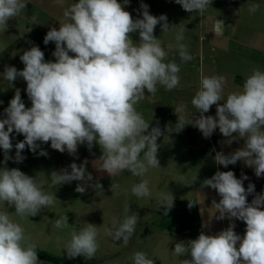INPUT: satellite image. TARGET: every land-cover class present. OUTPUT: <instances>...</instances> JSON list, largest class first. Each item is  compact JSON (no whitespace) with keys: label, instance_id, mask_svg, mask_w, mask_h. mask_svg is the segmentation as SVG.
<instances>
[{"label":"clouds","instance_id":"clouds-1","mask_svg":"<svg viewBox=\"0 0 264 264\" xmlns=\"http://www.w3.org/2000/svg\"><path fill=\"white\" fill-rule=\"evenodd\" d=\"M56 2L63 4V0ZM175 3L193 12L204 11L212 0H175ZM124 4L118 0H76L64 10L58 29L51 28L44 37L45 45L55 43V62H46L44 52L33 46L20 56L23 70L5 68V79L9 82L17 77L26 81L31 101V107H26L17 89L4 110L6 118L0 119V149L5 161L12 159L8 154L13 148L11 134L15 131L24 136L15 145L17 162L23 160L21 152L26 146L36 152L37 142H50L52 149L69 154H75L79 145L86 144L89 150L98 145L103 160L101 170L110 176L126 170L141 177L149 168L160 167L157 159L160 130L153 128L148 132L149 123L136 105L145 98V90L155 95L158 84L166 90L175 88L180 67L175 62H165L167 53L154 35V29L162 21L163 32L169 29L167 17L151 15L148 6L142 4V18L134 20ZM26 5L25 0H0V31H5L8 22L21 14ZM258 8V4H253L249 11L254 13ZM223 25V21L217 20L216 35L222 34ZM183 31L177 34L176 41L181 61L187 62L193 57L187 46L180 43ZM137 32L139 42H134L132 34ZM224 83L223 76L202 77L191 101L200 115L191 124L205 138L218 128L229 144L243 139V147L231 154L217 153L216 162L228 167L242 161L254 169L257 177L264 176V71L254 69L242 91L228 94L220 103ZM213 105L216 116H205ZM174 111L181 112L183 108ZM40 155L47 156V152L41 150ZM70 167V173L66 170L55 173L53 184L77 180L87 185L93 179L84 165L72 163ZM247 179L246 175L236 178L233 171H217L204 180L203 185L215 189L221 197L219 203L214 202L219 209L217 219L243 221L245 233L238 235L233 223L215 235L202 232L198 238L189 240L187 246L185 242L176 243L174 253L183 257L180 264H264V193L249 203L247 197L255 186L249 183L245 189L243 181ZM96 187L102 190V185ZM119 188V184H111L113 195L118 194ZM76 191L84 193L85 186L78 185ZM131 192L137 197L149 196L148 181L133 185ZM160 199L166 215L174 197L169 193ZM55 200V194L45 193L33 177L18 168H0V201L14 206L17 216H36ZM138 218L134 213L122 221L114 219L108 235L126 244ZM55 227H69L68 217L57 219ZM97 235V227L90 223L79 232L73 231L66 245L68 256L92 258L99 247ZM133 261L154 264L144 252H136ZM0 264H41L36 244L8 212H0Z\"/></svg>","mask_w":264,"mask_h":264},{"label":"rangeland","instance_id":"rangeland-1","mask_svg":"<svg viewBox=\"0 0 264 264\" xmlns=\"http://www.w3.org/2000/svg\"><path fill=\"white\" fill-rule=\"evenodd\" d=\"M222 1L212 0L211 5L204 11L193 12L185 11L180 4L175 3V0L151 2L153 12H158L159 16L165 15L169 16L168 19L186 20L189 23L186 28L190 34L180 43L187 46L188 53L193 57L190 61H181L176 36L182 26L170 25L174 27L175 32L168 39L160 38V42L167 53L165 62H175L179 65L178 75L183 79L184 85L178 84L172 90H166L164 86L158 84L155 95L145 90V98L136 105V110L149 123L148 132L153 128L160 130L161 135L157 138V159L160 167L149 168L141 177L134 176L126 170L110 176L101 170L103 160L100 158L102 152L98 145H94L91 150L86 144L79 145L75 154H69L67 151L61 153L52 149L50 142H37L39 147L36 152L30 151L26 146L21 152L23 160L17 162L15 145L23 141L24 136L15 131L11 134L13 148L8 155L12 159L5 161L4 151L0 149V168H18L33 177L45 193L55 194L57 198L52 205L42 208L38 215L30 217L17 216L14 206L0 201V212H8L13 221L21 224L25 235L36 244L37 250L46 251L70 264L86 262L128 264V261H133L136 252L146 253L154 264H180L181 256L174 253L175 246L172 244L173 236L177 238V234L173 235V226L168 228L165 221L175 224V227L179 220L191 218L192 224H198L200 230L202 226H207V235H215L222 231L221 219H217L219 209L215 204L218 203L215 189L202 187L199 191L196 190L203 185L205 179L216 173L217 165L208 138L191 124L200 115L191 101L200 88L202 77L225 78L223 100L220 102L223 103L228 94L242 91L246 78L254 69L264 71L263 64L253 66L243 61L239 62L234 57L236 42L233 38L235 34L233 27L239 16L235 11L233 13L231 0L225 4ZM118 2L123 4L124 0ZM25 3L26 9L8 22L5 31H0V119L6 118L4 110L17 89L20 90L25 106L31 107L26 92V81L22 77H17L12 83L9 82L5 79V68L15 67L18 71L23 70L24 64L20 56L33 46H38L44 52L46 62H55L53 56L55 43L49 42L45 45L44 37L51 28L58 29L60 22L54 21L53 24L41 10L31 6L29 0H25ZM135 3L137 4V0H128L126 7ZM63 12L64 10L62 17ZM217 19L224 20V35H216L213 31L215 28L210 30L211 24L216 23ZM258 28L263 29L264 24ZM132 35L135 36L136 33ZM239 72L244 75V79L237 76ZM177 107H182L183 111L175 113L174 109ZM204 115L215 117L216 105ZM195 135L202 139L200 143L197 142ZM195 145H201L205 152L203 154L197 152L198 150L193 149ZM41 150L47 152V156L40 155ZM72 163L77 166L84 165L86 172L91 173L93 179L87 185L77 180L60 185L53 184L55 173L60 174L65 170L70 173ZM143 180L148 181L150 195L137 197L131 192V188ZM99 184L102 185V190L96 187ZM111 184H119L118 194L113 195ZM78 185L85 186L84 193L76 191ZM169 193L173 195L174 203L168 212L175 213L176 216L161 219L165 210L162 208L160 198L163 194ZM252 197L255 196L247 197L249 203L253 200ZM189 204L192 206L189 207ZM134 213L139 218L135 231L126 244L108 235L114 219L122 221L126 215ZM64 215L68 217L69 227L56 228L55 221ZM226 219L229 227V219ZM150 222H154L155 226L150 227ZM87 223L97 227L98 250L90 259L82 255L70 258L66 245L71 233L79 232ZM197 234L199 236L200 232ZM174 241L180 242L177 239ZM39 261L41 264H55L51 261L40 259Z\"/></svg>","mask_w":264,"mask_h":264},{"label":"crops","instance_id":"crops-1","mask_svg":"<svg viewBox=\"0 0 264 264\" xmlns=\"http://www.w3.org/2000/svg\"><path fill=\"white\" fill-rule=\"evenodd\" d=\"M34 0H29L30 5L35 6L39 10H41L42 14L46 18L49 19L50 22L53 24L54 21L61 22L62 19V10H65L67 7L75 3V0H63V4H59L56 2V0H39L38 2ZM153 0H137V4H129L126 7V4H124V8L128 10V12L131 13L133 19H141L142 18V11L141 8L142 4H145L148 6V11L151 15H154L156 17H159L157 14L158 12H153V8L151 6V2ZM230 0H223V4L225 2L227 3ZM232 2V10L238 14L239 18L234 23V41L236 42V46L234 49V57L239 61L246 62L247 64H251L253 66H256L257 64H263L264 65V28H258L262 23L264 24V0H231ZM253 4H258L259 8L256 12H250L249 8ZM243 15H247V18H242ZM169 17V16H166ZM185 18V17H184ZM218 20V19H217ZM221 21V20H218ZM224 21V20H222ZM167 24L169 25V29L167 31L162 30L163 21L156 26L154 29V35L156 38H170L171 35L175 32L174 27H170V25H179L182 26L183 36L184 38H188L190 32L189 29L186 28V25L189 23L186 20H172L168 19L166 20ZM224 24V22H223ZM212 26H210V30H213L215 28L216 23H212ZM224 26V25H223ZM180 29L178 33L182 30ZM222 28V34L224 35ZM214 31V30H213ZM215 32V31H214ZM187 33V34H186ZM213 33V32H212ZM132 39L134 42H139V34L136 33L135 36L132 35ZM237 76L239 78L244 79V75L239 72L237 73ZM179 85L183 84V79H180ZM234 89V88H233ZM195 138L198 143L202 141V139H198V136L195 135ZM209 143L212 145L213 152L216 156L217 153H223L225 155H229L235 150L243 147L244 140L238 139L233 140L230 144L227 143V138L224 137L220 132L219 129H216L213 134L208 137ZM193 149L198 150L197 152H200L203 154L205 152V149L201 145H195ZM192 150V149H190ZM204 157V156H203ZM216 172L217 171H233L235 173L236 178L240 179L242 175H246L248 177L247 180L243 181V185L245 189H247L249 183L253 184L255 186V190L253 193L249 194L248 196H256L259 194L264 193V176L257 177L255 175L254 169L247 167L242 161H237L235 165H228V167H224L223 165H219L216 162ZM208 189L210 187L201 185L200 188L196 189L199 191L201 188ZM194 195L196 196L195 192ZM215 195L218 197V203L221 199V197L218 195L217 191L215 190ZM253 199L255 197H252ZM174 218L176 216L175 213H167L164 214L161 219L167 218ZM196 219V218H195ZM154 221V220H153ZM177 221V220H176ZM195 222H197L195 220ZM222 223V230L228 228L227 225V219H221ZM235 224L234 231L238 234L243 236L245 233L246 224L243 221L240 220H229V224ZM165 224H168V228L173 226L172 233L174 235L177 234V238L173 236L172 244L175 246L176 242L174 240H180V242H185V245L187 246V242L189 240H194L198 238V232L200 234L203 232L204 234H208L207 226L204 225L201 227V230L198 228V224L193 225L192 219L186 220L184 218L183 220L178 221V225L174 227L172 223H170L168 220L165 221ZM155 226L154 222H150V227ZM159 225V224H158ZM160 227V226H159ZM179 242V241H178ZM186 255V254H185ZM183 259V257H181ZM180 259V260H181ZM128 264H134V261H128Z\"/></svg>","mask_w":264,"mask_h":264},{"label":"trees","instance_id":"trees-1","mask_svg":"<svg viewBox=\"0 0 264 264\" xmlns=\"http://www.w3.org/2000/svg\"><path fill=\"white\" fill-rule=\"evenodd\" d=\"M37 255H38V259H40V260L51 261L55 264H70V263L63 262V261L59 260L58 258L49 254L46 251L37 250ZM82 264H90V263L86 262V263H82Z\"/></svg>","mask_w":264,"mask_h":264}]
</instances>
